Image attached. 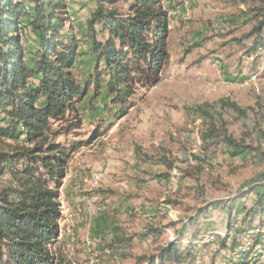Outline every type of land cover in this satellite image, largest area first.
<instances>
[{"label": "rangeland", "instance_id": "obj_1", "mask_svg": "<svg viewBox=\"0 0 264 264\" xmlns=\"http://www.w3.org/2000/svg\"><path fill=\"white\" fill-rule=\"evenodd\" d=\"M246 1L163 0L168 59L160 73L135 77L124 108L111 101L101 73L76 116L50 121L43 152L53 143L71 150L58 189L60 233L50 246L56 264H161L170 245L191 256L179 264H264V203L256 195L264 192V46L250 54L253 24L243 17L264 0ZM131 3L114 9L123 15ZM66 5L61 36L79 44L73 74L86 85L104 68L87 36L106 37L97 24L90 30L95 0ZM24 37L26 49L36 48L29 30ZM225 99L246 117L221 109ZM204 105L208 115L198 113ZM224 138L247 153L233 158ZM24 140H0V152L32 149ZM14 185L10 174L0 178V192Z\"/></svg>", "mask_w": 264, "mask_h": 264}, {"label": "trees", "instance_id": "obj_2", "mask_svg": "<svg viewBox=\"0 0 264 264\" xmlns=\"http://www.w3.org/2000/svg\"><path fill=\"white\" fill-rule=\"evenodd\" d=\"M29 1L32 8L26 0H0V140L25 137L23 143L34 145L23 153L0 152V178L10 174L15 182L0 192V264H56L50 246L60 233L58 189L71 150L53 143L43 152L50 121L76 116L77 102L87 96L92 85H101V73L108 76L111 101L124 108L125 93L135 77L157 76L168 59L167 18L157 9L163 0H95L90 30L97 24L106 38L97 42L95 36H87L86 43H91L90 53L98 63L104 62V68L103 72L98 68L97 75L83 85L73 74L79 44L73 38L64 44L61 36L69 21L67 0ZM129 2L123 15V10L114 9ZM238 2L247 4L246 0ZM253 10L243 14L245 23L253 24L249 35L253 39L252 56L264 46V7ZM28 30L35 37L36 47L28 46L29 50L25 48L29 43L24 41ZM219 107L246 117L245 111L229 99L221 100ZM207 110L204 105L198 113L208 115ZM224 141L233 158L248 151L231 138ZM38 153L45 156H36ZM256 195L257 204L263 206L264 192ZM213 206L222 208L223 203ZM261 211L264 216V208ZM247 219L253 222L256 216L248 213ZM258 219L264 224L263 218ZM161 252V264H179L191 257L179 253L174 245Z\"/></svg>", "mask_w": 264, "mask_h": 264}, {"label": "built area", "instance_id": "obj_3", "mask_svg": "<svg viewBox=\"0 0 264 264\" xmlns=\"http://www.w3.org/2000/svg\"><path fill=\"white\" fill-rule=\"evenodd\" d=\"M192 44H190V46H191ZM101 175L100 174H98V175H95L94 177H93V181L97 184V183H99L100 182V180H101ZM264 185V184H263ZM212 238V240H213V238L214 237H211Z\"/></svg>", "mask_w": 264, "mask_h": 264}, {"label": "crops", "instance_id": "obj_4", "mask_svg": "<svg viewBox=\"0 0 264 264\" xmlns=\"http://www.w3.org/2000/svg\"><path fill=\"white\" fill-rule=\"evenodd\" d=\"M201 32H202V33H204V32H205L204 28L201 30ZM198 38H199V37H198Z\"/></svg>", "mask_w": 264, "mask_h": 264}]
</instances>
